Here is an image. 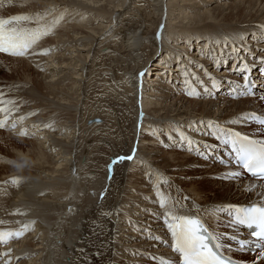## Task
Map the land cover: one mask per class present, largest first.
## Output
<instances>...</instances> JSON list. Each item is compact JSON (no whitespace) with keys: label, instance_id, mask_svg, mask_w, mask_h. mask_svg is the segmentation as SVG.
<instances>
[{"label":"bare ground","instance_id":"1","mask_svg":"<svg viewBox=\"0 0 264 264\" xmlns=\"http://www.w3.org/2000/svg\"><path fill=\"white\" fill-rule=\"evenodd\" d=\"M2 11L51 33L25 56L0 53V92L18 107L0 128V231L23 232L0 243V264H179L165 211L249 238L219 207L261 203L264 179L220 163L224 146L201 122L264 140L263 125L241 119L264 117V74L254 66L255 95L244 94L237 57L220 52L239 34L250 63L264 56V0H0ZM230 171L241 175L220 178ZM233 248L225 255L248 264L258 255Z\"/></svg>","mask_w":264,"mask_h":264},{"label":"snow or ice","instance_id":"2","mask_svg":"<svg viewBox=\"0 0 264 264\" xmlns=\"http://www.w3.org/2000/svg\"><path fill=\"white\" fill-rule=\"evenodd\" d=\"M21 22L35 23L36 27L13 26L19 25ZM50 33L51 29L47 25L40 24L36 18L29 15H13L7 19L0 18V53L9 56H25L33 45ZM230 39L232 40L231 44H229ZM259 39L264 40V32L261 33ZM237 40H239V44L236 43ZM225 48H230L231 54L237 57L236 62L233 64V70L243 73L244 94L255 95L254 91H249L256 87L251 74L253 67L257 65L260 67L261 74H264V56L255 57V61L250 63L246 57L252 49L245 43V37L239 34L231 38L225 37L223 47L220 49L221 54H223ZM33 54L47 55L48 50L45 49L40 53ZM145 74V72L139 73L140 78L142 79ZM182 75L185 77V84L192 89L188 94H198L193 85V80H198V77L194 73H189L187 67ZM209 79L212 82V87L215 88V79L212 77H209ZM199 82L203 84V81ZM204 90L208 91L206 86ZM4 97L5 94L0 92V115L3 116L0 119V128L5 127L14 111H18V107L16 109L11 107L16 102L5 100ZM261 99H264V95L261 96ZM31 115H35V113ZM20 119H23V117ZM143 119L144 113L141 111L138 128H141ZM241 119L247 120L249 123L255 122L264 125V117L256 113L246 114ZM201 123L209 129L208 134L212 135L218 144L224 146L220 163L243 169L257 179H264V140L253 139L248 134L225 129L211 121L206 124ZM21 134L27 135V132L23 131ZM179 139L190 146L193 144V141L183 132L179 133ZM203 148L207 150L209 146L205 144ZM136 151L137 149L134 147L131 155L118 156L112 161V164L108 166L110 178L113 165L122 161H132L135 158ZM200 154L207 158L211 155V152L204 151ZM225 157H227V160H225ZM240 175L239 171H230L220 178L227 180ZM13 182L18 183V180ZM101 198H103V194ZM159 206L165 208L166 202L159 200ZM219 213L230 217L229 227L235 229L236 226H242L248 231L250 238H238V236L228 233H213L200 217L176 215L172 211L163 213V222L172 238L171 248L179 254V264H248L247 261H239L225 255V250H234L233 245H236L241 251L251 252L254 255L258 253L252 264H259L260 260L264 259V201L248 206H220ZM24 227L27 229L28 226L25 225ZM22 235L23 232L0 231V243H6L12 236L19 238ZM222 237L228 241L227 244L222 242ZM154 239L159 240L160 237L156 236ZM0 255L7 256L8 253ZM152 259L155 260L156 257H152ZM5 264H10V261H5ZM160 264H170V262L162 260Z\"/></svg>","mask_w":264,"mask_h":264},{"label":"rangeland","instance_id":"3","mask_svg":"<svg viewBox=\"0 0 264 264\" xmlns=\"http://www.w3.org/2000/svg\"><path fill=\"white\" fill-rule=\"evenodd\" d=\"M3 12H4V11L1 12V14H0V18H4V17H5L4 19H6V16H4L5 14H2ZM42 20H43V22H45V23H46L45 20L48 21L47 18H46V19H45V18H42ZM261 24H262V23H261ZM262 25H263V24H262ZM260 29H261V28H260ZM262 32H264V30L261 31V33H262ZM12 57H13V58H16V57H19V56H12ZM0 62H1V61H0ZM14 66H15V64H14ZM17 67H18V66H17ZM17 70H18V71H17ZM17 70H16V72L18 73V75H17L18 77H19L20 75L22 76V75L24 74V72H22L21 69H17ZM7 72H8V71H7ZM8 73H10V72H8ZM22 73H23V74H22ZM17 76L14 75V78H17V79H18ZM12 78H13V75H12ZM0 79L2 80V78H0ZM261 86H262V85H261ZM260 89H261V88H260ZM255 97H256V96H251L250 98H255ZM4 98H5V97H4ZM232 98L234 99V97H232ZM250 98H249V99H250ZM0 131H2V130H0ZM0 140H1V138H0ZM0 142H2V141H0ZM1 146H2V145H1ZM1 146H0V154H1V152L3 151ZM4 156H5V155H4ZM203 158H204V157H203ZM0 163H1V162H0ZM108 166H109V165H108ZM225 166H226V165H225ZM219 214H220V215H219ZM219 214H218V217L222 216L221 213H219ZM243 236L246 237V236H248V235L245 234V235H243ZM252 255H254V254H252ZM251 257H252V256H251Z\"/></svg>","mask_w":264,"mask_h":264}]
</instances>
